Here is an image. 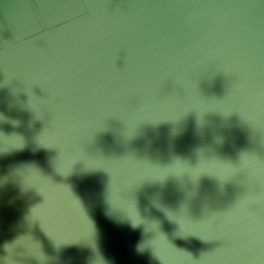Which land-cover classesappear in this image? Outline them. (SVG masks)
Masks as SVG:
<instances>
[{"label": "water", "instance_id": "1", "mask_svg": "<svg viewBox=\"0 0 264 264\" xmlns=\"http://www.w3.org/2000/svg\"><path fill=\"white\" fill-rule=\"evenodd\" d=\"M0 191V264H264V0H0Z\"/></svg>", "mask_w": 264, "mask_h": 264}, {"label": "clouds", "instance_id": "2", "mask_svg": "<svg viewBox=\"0 0 264 264\" xmlns=\"http://www.w3.org/2000/svg\"><path fill=\"white\" fill-rule=\"evenodd\" d=\"M82 180L85 181V182H87L88 177H83ZM10 208H11V207L9 206V204L7 203V201L5 200L2 191H0V213H4L5 211L9 210ZM115 226H116V227H119V225H115ZM92 237H93V240L95 241V240H96V236H95L94 233H92ZM104 239H105V237H104V233H103V231L100 229V236H99V244H100V246L103 245V243H104ZM102 248H103V247H102ZM97 254L103 259L104 264H109V261H106V260L104 259V257H103L102 255L99 254V248L97 249ZM97 254H96V256H97ZM96 256H95V258H96ZM94 260H95V259H94ZM94 260L92 261V264H93ZM66 264H73V257H72V256H69V257L67 258V262H66Z\"/></svg>", "mask_w": 264, "mask_h": 264}]
</instances>
